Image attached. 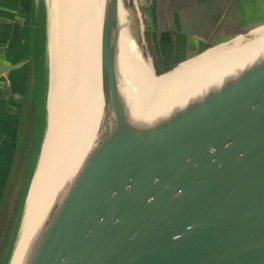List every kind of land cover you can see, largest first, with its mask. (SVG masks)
I'll use <instances>...</instances> for the list:
<instances>
[{"label": "water", "instance_id": "water-1", "mask_svg": "<svg viewBox=\"0 0 264 264\" xmlns=\"http://www.w3.org/2000/svg\"><path fill=\"white\" fill-rule=\"evenodd\" d=\"M93 4V130L18 264H264V24L184 63L257 42L249 60L147 115L129 43L155 73L138 2Z\"/></svg>", "mask_w": 264, "mask_h": 264}, {"label": "bare ground", "instance_id": "bare-ground-1", "mask_svg": "<svg viewBox=\"0 0 264 264\" xmlns=\"http://www.w3.org/2000/svg\"><path fill=\"white\" fill-rule=\"evenodd\" d=\"M67 3L68 15H63L54 27L50 45L48 134L42 146L24 227L8 264H18L36 225L87 146L93 130L99 74L96 9L93 0H67ZM129 43L143 79L142 106L147 115L158 114L213 84L249 60L258 48L255 42L238 50L210 51L204 58L156 75L131 39ZM68 49L72 53L66 62Z\"/></svg>", "mask_w": 264, "mask_h": 264}, {"label": "rangeland", "instance_id": "rangeland-1", "mask_svg": "<svg viewBox=\"0 0 264 264\" xmlns=\"http://www.w3.org/2000/svg\"><path fill=\"white\" fill-rule=\"evenodd\" d=\"M137 1L142 12L143 10L141 8L145 6L147 0ZM67 15V0H40L37 26L34 27V30L31 32L29 53V58H31V60L28 63L30 72L27 77L26 89L27 106L30 108L33 104V115H31L32 120L30 122L26 120L21 122L18 130L19 149L22 148V150L25 151V156H29L30 166L25 174V180L23 178H14V182L9 183L7 192L5 193L4 191L0 203V264H8L24 227L42 146L45 136L48 134L49 95L51 85L50 45L52 32L54 27L61 21L62 16L67 17ZM150 37L149 34L148 38ZM148 45H151L150 57L152 64L162 60L169 65L168 60L170 51H165L159 46L155 48L152 43H148ZM212 46L214 45L197 41V43L194 44L193 50L188 53V56L180 58L181 60L179 61L181 62L162 74L178 68L181 63L199 55ZM70 53H72V50L68 49L66 62L69 60ZM155 74L161 75L157 74L156 71Z\"/></svg>", "mask_w": 264, "mask_h": 264}, {"label": "crops", "instance_id": "crops-1", "mask_svg": "<svg viewBox=\"0 0 264 264\" xmlns=\"http://www.w3.org/2000/svg\"><path fill=\"white\" fill-rule=\"evenodd\" d=\"M228 2L229 0L226 1L223 10ZM258 4L264 5V0H249L250 7ZM141 9L147 43H152L155 48L159 46L171 53L169 31L162 30L159 34L156 31L154 0H147ZM39 10L40 0H0V67L12 65L30 57L31 32L37 26ZM173 15L176 30L175 42L180 45L187 44L186 56L193 50L197 41L208 44L206 37L184 33L180 29L177 14L173 12ZM212 17L215 24L219 23L222 19V11H215ZM262 24L264 23H256L253 28ZM148 47L151 55V45ZM29 70L30 67L26 64L7 75L0 74V203L15 155V135L21 123Z\"/></svg>", "mask_w": 264, "mask_h": 264}, {"label": "trees", "instance_id": "trees-1", "mask_svg": "<svg viewBox=\"0 0 264 264\" xmlns=\"http://www.w3.org/2000/svg\"><path fill=\"white\" fill-rule=\"evenodd\" d=\"M154 0L156 31L159 34L162 30H168L171 38L172 51L169 54L168 64L164 61L153 63L157 74H162L176 64L180 58L186 56L187 44H178L175 42V12L178 16L180 29L184 33L206 37L209 45H216L222 41L234 37L235 35L247 32L254 27L256 23H264V5L258 4L254 7L249 6V0ZM259 1V0H258ZM261 8V9H260ZM222 11V19L219 23L213 22V13ZM177 60V61H176ZM26 95L23 101L21 122L24 120L30 122L33 115V104L27 106ZM31 118V119H30ZM21 125V123H20ZM19 134L15 135V155L9 170L5 193L9 183L14 182L16 178H23L30 166L29 156H25V151L19 149ZM15 178V179H14Z\"/></svg>", "mask_w": 264, "mask_h": 264}]
</instances>
